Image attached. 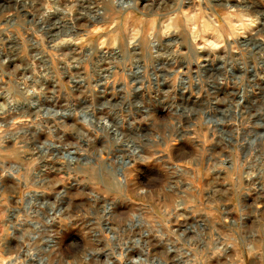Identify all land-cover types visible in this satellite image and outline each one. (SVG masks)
Segmentation results:
<instances>
[{"label":"rangeland","instance_id":"rangeland-1","mask_svg":"<svg viewBox=\"0 0 264 264\" xmlns=\"http://www.w3.org/2000/svg\"><path fill=\"white\" fill-rule=\"evenodd\" d=\"M0 264H264V0H0Z\"/></svg>","mask_w":264,"mask_h":264},{"label":"bare ground","instance_id":"bare-ground-1","mask_svg":"<svg viewBox=\"0 0 264 264\" xmlns=\"http://www.w3.org/2000/svg\"><path fill=\"white\" fill-rule=\"evenodd\" d=\"M221 1V0H220ZM225 3V2H224ZM216 4H217V2H216ZM253 40H254V38H253ZM128 160V159H127ZM122 161V160H121ZM123 162V161H122ZM125 162V161H124Z\"/></svg>","mask_w":264,"mask_h":264}]
</instances>
